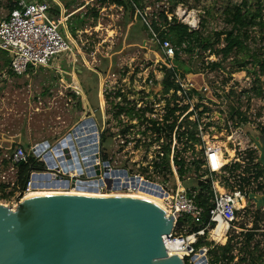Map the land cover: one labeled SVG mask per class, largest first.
<instances>
[{
    "label": "rangeland",
    "instance_id": "1",
    "mask_svg": "<svg viewBox=\"0 0 264 264\" xmlns=\"http://www.w3.org/2000/svg\"><path fill=\"white\" fill-rule=\"evenodd\" d=\"M17 1L0 0V21L8 16ZM56 1L51 2L53 10L59 12L55 21L62 22L61 29L70 42V51L55 61L54 66L37 67L22 76L13 75L7 65L8 57L0 51V185L7 187L0 188V205L15 208L19 202L17 177L1 161L15 146L29 150L37 143H60L88 119H94L98 128L99 156L102 158L105 153L112 169L124 168L145 180L149 178L150 183L173 188L178 176L174 172L173 177L165 165H159L163 141L158 139L153 124L126 116L133 109L134 112L152 110L153 114H147L146 118L156 121L164 116L170 118L172 114L168 112L175 105L189 106L188 112L206 109L201 120L209 121L211 127L204 131L203 143L220 144L229 158L246 161L247 154L254 150L248 138L250 132L258 133L264 128V76L260 75L259 67L254 66V58L247 56L255 54L264 59L262 31L252 29L246 41L249 51L233 53L226 60L204 52L198 45L193 52H181L180 61L192 70L182 79L184 87L190 90L194 87L191 86L193 81L198 83L199 92L208 88V92L203 93L206 99L192 92L190 99H183L180 94H166L164 90L167 57L159 50L158 34L152 35L151 28L155 22L164 24L161 17L164 13L170 19L177 17L214 43L216 33L232 29L226 11L243 1L256 9L260 0H177V5L171 0H145V8L140 13L144 20L139 23L129 10L115 5L114 0ZM262 6L264 8V0ZM224 46L221 41L215 48ZM243 60L250 62L247 70L238 71L237 61ZM212 63H219L221 67L214 69ZM121 108L126 111L119 115ZM237 112L242 116L236 115ZM244 117L248 123L242 126ZM186 120L182 121L184 126ZM178 146L184 147L182 143ZM196 146L195 153L201 158V146ZM182 151L181 157L192 169L190 174L196 172L193 160L197 155L189 148ZM253 155L256 158V154ZM218 182L220 186L212 185L221 193V186L225 184ZM197 185V179L187 178L182 182L187 190ZM140 193L121 196L145 194ZM252 231L254 238L249 248L248 234ZM231 236L229 242L233 251L230 254L234 257L231 264H264V210L255 208L240 213ZM206 239L212 250L228 244L214 242L210 234Z\"/></svg>",
    "mask_w": 264,
    "mask_h": 264
},
{
    "label": "water",
    "instance_id": "2",
    "mask_svg": "<svg viewBox=\"0 0 264 264\" xmlns=\"http://www.w3.org/2000/svg\"><path fill=\"white\" fill-rule=\"evenodd\" d=\"M83 129L90 130L92 138L82 136ZM248 138L264 167V133L250 132ZM44 145L50 147L49 142ZM99 158L96 122L84 120L44 155L41 170L31 168L30 173L44 172L32 175L33 188H55L60 181L69 188L70 181L61 172H76L84 180L77 183V192L95 193L99 185L110 186L113 177L128 176L125 170L111 169L109 162L97 165ZM249 200L257 211L264 210V195L251 194ZM173 228L171 213L167 216L157 204L137 198L25 197L15 208L0 205V264H185L167 252L164 239Z\"/></svg>",
    "mask_w": 264,
    "mask_h": 264
},
{
    "label": "built area",
    "instance_id": "3",
    "mask_svg": "<svg viewBox=\"0 0 264 264\" xmlns=\"http://www.w3.org/2000/svg\"><path fill=\"white\" fill-rule=\"evenodd\" d=\"M51 2L56 3V0H18L16 6L10 11L8 16L0 21V51L8 55L11 60L10 70L17 76L25 75L31 68H51L54 66L55 61L70 51V42L61 29L62 22L55 21ZM161 48L168 59L174 58L175 49L171 42L164 41ZM182 79L185 78L177 76L174 80L181 89L176 92H170H173L175 95H182L183 99H190V92L193 93L198 83L196 84L191 81V86L194 87L187 90L184 87ZM200 92H208V88L205 87L203 90L201 89ZM173 110L174 113L168 118V121H163V119L166 118L165 116L159 121L162 122V126L165 124V126H170L176 123L167 144L170 145V154L168 156L169 164L171 163L170 170L173 168L172 176L174 177L175 172L178 178L176 177L177 182L173 183V188L171 189H165V187L161 186L167 196L162 200H157L160 204L159 206L165 210L167 216L171 213L174 217L173 231L164 239V243L169 256H179L185 264H204V259L207 260V264H211L208 255L212 249L207 246L197 248V245L200 242H206V238L209 234L212 236L214 242L219 243L213 237L216 232L224 234V239L229 243L232 237L231 232L238 221L240 213H245L248 209L256 208L255 203L249 200V195H264V167L258 163L259 152L251 141L250 143H252V148L254 150H251V152L247 154L248 157L245 162H236L235 158H229L224 154L227 150H225L223 146L219 147L209 143L205 145V143H203L205 142L203 133L211 126L209 121L201 120L202 115L206 113H203L204 110L198 112L191 110L188 112L189 106L183 108L175 105L168 114ZM147 114L153 113H146V115ZM184 119L189 120H186L187 124H185V126L182 122ZM244 124L245 123H243L242 126ZM168 131L167 129L163 134L168 133ZM189 131H195V137L201 140V144L192 143L193 147L191 148L189 144L191 142L189 141L188 143ZM260 131L264 133V128ZM159 140L163 141L164 147L166 143L164 137ZM184 140L186 141L185 143ZM178 143H182L184 147L179 148ZM230 143L237 147L234 142L230 141ZM49 144V148H47L43 142L35 144L29 150L23 147H19L16 150L13 149L8 156H5V158L1 160L2 164L8 167L9 171L18 178V166L28 164L31 157H34L38 163L42 164L44 155L56 145L50 142ZM196 145L201 146L199 147L201 149L200 153L202 154L201 158L195 153L198 147ZM187 148L194 151V155H197L195 160H193V164L198 159L200 160V171L198 173H202V177L200 178L201 181L206 180L211 182V184L218 185V181H220L225 184V186H221V188H223V192L221 193H217L212 185L213 195L209 199L210 207L208 210L197 204V197L200 193L199 189L188 188L187 190L182 186V182L187 178L198 180V173L195 171H193L194 173L192 174L189 173L190 176H186L184 179L179 175L180 166L176 162L184 160L181 157L183 153L182 150ZM221 149L225 150H223L222 157ZM246 150L247 149L242 152L246 153ZM253 153L256 154V158ZM160 155V164H162L164 161L163 158L166 156L164 149H162ZM102 163L103 160L101 157L96 160V164L101 165V167ZM113 170H125L128 172V176L113 177L110 186L107 184L103 186L99 185L97 186V191L95 193L92 192L93 194L98 196H119L132 192H139V194H141L140 192L144 193L141 189L142 186L140 182L145 180V178L140 175H133L124 168ZM42 173L44 172H31L26 187L24 189L18 187L20 193L19 201L29 194L43 191L53 192L55 194H69L73 191L77 192V187L79 186L77 183L79 181L84 182L76 172H71L69 174L61 172V176H63L65 180L68 179L70 181L69 188H63L62 181H60L59 186L55 188H33L34 182L31 179L32 175ZM138 177L140 178L139 182H137ZM2 179L6 181L5 177ZM146 181H149V178H147ZM243 204L245 207L242 208L241 206ZM187 218H190V220H186ZM195 227L198 229L195 230Z\"/></svg>",
    "mask_w": 264,
    "mask_h": 264
},
{
    "label": "trees",
    "instance_id": "4",
    "mask_svg": "<svg viewBox=\"0 0 264 264\" xmlns=\"http://www.w3.org/2000/svg\"><path fill=\"white\" fill-rule=\"evenodd\" d=\"M105 1V0H101ZM174 2V4H178L177 0H171ZM115 5L125 8L126 10H129L132 14V16L135 18L136 22H141L144 20L143 16L140 14L144 10V3L145 0H114ZM263 0H260L258 6L256 9H252L249 7L247 1H243L240 5H236L233 10L226 11L227 14H229V19L227 20L228 23L232 24V29L230 31H222L216 33L215 42L212 43L209 38L203 37L201 32L192 30L187 24L182 23L177 17H172L171 19L166 16V14L162 13L161 17L164 20L163 25H158L156 22L152 24L151 30L153 31V34L157 35V39L159 41V50L163 53L164 57L166 58L161 45L164 41L171 42L173 48L175 49V56L173 59L166 58V64L164 67L165 71V77L162 82V85L164 86V90L166 94H168L170 91H179L181 87L174 82L175 78L177 76H181L182 78L186 77L188 73H190L192 70L190 67L183 65L180 61V53L181 52H193L195 45H198L202 48L204 52L209 51V54L215 55V56H222L223 60L228 59L231 54L236 52H243V51H249V48L246 44V41L250 38L251 30L254 28H259L262 31V38L264 41V8L262 6ZM16 6V3L12 6L11 10ZM10 10V11H11ZM173 11V10H171ZM54 16H58L59 12L54 11ZM173 12H169L168 14H172ZM145 26V25H144ZM146 27V26H145ZM162 28H164L162 30ZM222 37L223 40L221 39ZM221 41L225 44L223 48L216 49L215 47L221 44ZM2 52V51H1ZM4 53V52H2ZM7 57L8 55L4 53ZM247 56H250L254 58L253 64L255 67H259L260 69V75L264 76V59L258 58L255 54H247ZM249 61H237V69L238 71H244L247 70V67L249 65ZM10 68L11 60L8 57V64ZM211 67L214 69L220 68L221 64L219 63H212ZM32 70V68L30 69ZM29 70V71H30ZM10 73L14 75V72L10 70ZM192 73V72H191ZM193 93L196 95H199L200 99H206L205 95L201 92H199L197 89L193 90ZM258 95H261L260 92H258ZM126 111L125 108H121L119 115L124 113ZM86 112V108H85ZM207 112L205 109L203 113ZM146 113H153L152 110H137L134 112L133 110H130V112L127 113L126 116L130 117V120H138L142 123H151L154 126V130L156 131V134L159 135L158 139H161L164 137L165 139V145L163 147L166 156L163 158V163L159 165H165L166 169L170 170V164H169V154H170V145L167 144V141L171 138V132L173 131L176 123L165 126L161 125L162 122L146 118ZM174 110L171 111L170 114H173ZM236 115L242 116L240 112H237ZM233 119V118H232ZM164 122L168 121V118L163 119ZM242 123H248L247 118L241 119ZM233 122V121H232ZM169 130L168 133L163 134V132ZM185 135V134H184ZM104 139V138H103ZM188 141H190L193 144H201V140L197 139L195 137V131H189L188 133ZM19 147L23 146H15L14 150L18 149ZM193 146H191L192 148ZM190 148V147H189ZM103 162L108 161V156L104 153L102 155ZM180 166L179 175L182 179H184L189 173H191L192 169L187 167L186 162L184 160L177 161L176 162ZM200 160L198 159L193 165L195 166L196 173L200 171ZM35 168L37 170L42 169V164L38 163L34 157H31L29 159L28 164L25 165H19L18 166V178H17V186L24 189L29 181V175L31 168ZM172 174V170H170ZM202 175H198L197 183L198 185L194 187V189H199L200 193L197 197V204L205 209L208 210L210 207L209 199L213 195L212 190V184L211 182H208L206 180L201 181L200 178ZM0 188L5 189L7 187L1 186ZM190 220V218L186 219ZM195 230L198 228L195 227ZM256 230V229H254ZM253 233L248 234V240H247V246L250 248V244L254 238V231ZM202 246H208L210 247L211 244L208 242H200L197 245V248ZM258 249V247H257ZM233 251V246L229 242L226 246L219 247L217 250H210V261L211 264H221V263H227L231 264L234 261V257L231 256V252ZM253 256L254 253H251Z\"/></svg>",
    "mask_w": 264,
    "mask_h": 264
},
{
    "label": "bare ground",
    "instance_id": "5",
    "mask_svg": "<svg viewBox=\"0 0 264 264\" xmlns=\"http://www.w3.org/2000/svg\"><path fill=\"white\" fill-rule=\"evenodd\" d=\"M183 15H185V14H183ZM185 17H187V16H185ZM185 17H184V19H185ZM81 133H82V136H84V137L87 136L86 139L92 138V134L90 133V130H88V129H83L81 131ZM67 144H68V141H67ZM87 145H89V144H87ZM218 146L220 147V144ZM140 184H141V186H145L146 188L149 189L148 192L144 191V193H145L144 196H146L147 198L144 197V196H137V195H134V196H121V195H119V197L137 198V199H140V200L149 201V202L157 204L159 206L160 204L157 202V200H162V199L166 198V196H167L165 191L163 190V188L160 187L159 185H156V184H153V183H150V182H144V181H141ZM220 191L223 192L222 189H220ZM69 194L80 195V196H98V195H95L93 193L74 192V191L72 193H69ZM47 195H55V193L48 192V191H43V192H40V193L29 194L26 197L47 196ZM241 207L243 208V207H245V205L243 204ZM213 237L218 242H221L223 244L226 243V239H224V234H220V232H216L213 235Z\"/></svg>",
    "mask_w": 264,
    "mask_h": 264
},
{
    "label": "crops",
    "instance_id": "6",
    "mask_svg": "<svg viewBox=\"0 0 264 264\" xmlns=\"http://www.w3.org/2000/svg\"><path fill=\"white\" fill-rule=\"evenodd\" d=\"M56 3H57V1H56ZM59 3V2H58Z\"/></svg>",
    "mask_w": 264,
    "mask_h": 264
}]
</instances>
